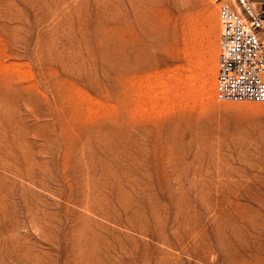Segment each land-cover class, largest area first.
<instances>
[{"label": "rangeland", "instance_id": "1", "mask_svg": "<svg viewBox=\"0 0 264 264\" xmlns=\"http://www.w3.org/2000/svg\"><path fill=\"white\" fill-rule=\"evenodd\" d=\"M218 6L0 0V264H264V102L216 97Z\"/></svg>", "mask_w": 264, "mask_h": 264}, {"label": "built area", "instance_id": "2", "mask_svg": "<svg viewBox=\"0 0 264 264\" xmlns=\"http://www.w3.org/2000/svg\"><path fill=\"white\" fill-rule=\"evenodd\" d=\"M216 97L264 102V0H219Z\"/></svg>", "mask_w": 264, "mask_h": 264}, {"label": "bare ground", "instance_id": "3", "mask_svg": "<svg viewBox=\"0 0 264 264\" xmlns=\"http://www.w3.org/2000/svg\"><path fill=\"white\" fill-rule=\"evenodd\" d=\"M213 59H214L215 65H216L217 64V55L216 54H214Z\"/></svg>", "mask_w": 264, "mask_h": 264}]
</instances>
